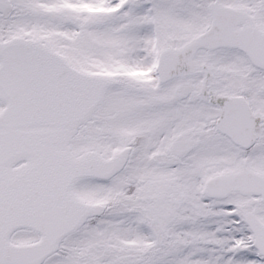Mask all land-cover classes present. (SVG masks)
Returning <instances> with one entry per match:
<instances>
[{"label":"snow or ice","instance_id":"6c2138e0","mask_svg":"<svg viewBox=\"0 0 264 264\" xmlns=\"http://www.w3.org/2000/svg\"><path fill=\"white\" fill-rule=\"evenodd\" d=\"M0 264H264V0H0Z\"/></svg>","mask_w":264,"mask_h":264}]
</instances>
